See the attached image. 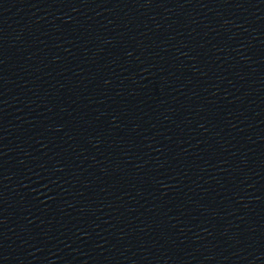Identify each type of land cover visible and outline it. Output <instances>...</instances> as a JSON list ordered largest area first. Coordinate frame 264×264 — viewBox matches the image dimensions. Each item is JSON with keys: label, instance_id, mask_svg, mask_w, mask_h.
I'll return each instance as SVG.
<instances>
[{"label": "water", "instance_id": "obj_1", "mask_svg": "<svg viewBox=\"0 0 264 264\" xmlns=\"http://www.w3.org/2000/svg\"><path fill=\"white\" fill-rule=\"evenodd\" d=\"M0 264H264V0H0Z\"/></svg>", "mask_w": 264, "mask_h": 264}]
</instances>
